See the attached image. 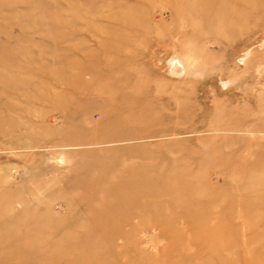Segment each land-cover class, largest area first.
<instances>
[{"label": "rangeland", "instance_id": "1", "mask_svg": "<svg viewBox=\"0 0 264 264\" xmlns=\"http://www.w3.org/2000/svg\"><path fill=\"white\" fill-rule=\"evenodd\" d=\"M0 264H264V0H0Z\"/></svg>", "mask_w": 264, "mask_h": 264}]
</instances>
